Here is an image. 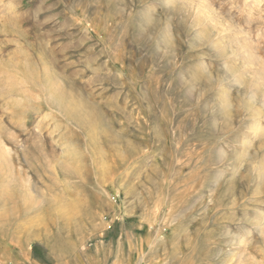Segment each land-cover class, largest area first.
I'll use <instances>...</instances> for the list:
<instances>
[{
  "label": "rangeland",
  "instance_id": "1",
  "mask_svg": "<svg viewBox=\"0 0 264 264\" xmlns=\"http://www.w3.org/2000/svg\"><path fill=\"white\" fill-rule=\"evenodd\" d=\"M0 264H264V0H0Z\"/></svg>",
  "mask_w": 264,
  "mask_h": 264
}]
</instances>
